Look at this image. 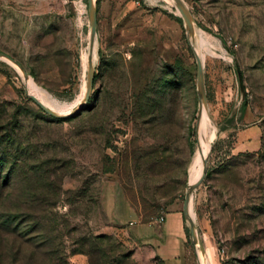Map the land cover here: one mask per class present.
Here are the masks:
<instances>
[{
    "label": "rangeland",
    "instance_id": "obj_1",
    "mask_svg": "<svg viewBox=\"0 0 264 264\" xmlns=\"http://www.w3.org/2000/svg\"><path fill=\"white\" fill-rule=\"evenodd\" d=\"M182 1L215 43L200 53L216 131L191 197L206 263L264 264V0ZM95 6V78L76 115L44 113L0 59V264H153L133 228L181 205L206 134L183 23L166 0ZM87 37L86 0H0V52L63 104L84 84Z\"/></svg>",
    "mask_w": 264,
    "mask_h": 264
},
{
    "label": "water",
    "instance_id": "obj_2",
    "mask_svg": "<svg viewBox=\"0 0 264 264\" xmlns=\"http://www.w3.org/2000/svg\"><path fill=\"white\" fill-rule=\"evenodd\" d=\"M173 6L175 10L178 13V16L180 17L183 27L185 29L186 37L190 43V39L193 36L194 33V26H193V21H192V16L186 6L184 5L182 0H172ZM86 14H87V22H88V42H87V49H88V56L86 59V65H85V72H84V88H83V96L78 105L75 107L74 110L65 113V114H60L56 113L46 106H44L42 103H40L38 100H36L33 96L28 95L26 92V95L47 115L53 117V118H64V117H71L76 115L78 112H80L83 109L84 103L88 98L91 86H92V80H93V74H94V64L92 63V58H91V51H92V46L95 38V29H96V6H95V0H86ZM191 46V45H190ZM192 53L195 61V87H196V93H197V99H198V104H197V110H196V115H195V130L198 126V121L200 117V112L202 107H206V99H205V93H204V85H203V71H202V63L196 53L194 52L193 48ZM4 58L14 64L21 76L22 79L26 80L29 76L24 70V68L16 62L14 59H12L10 56L4 54L3 52H0V59ZM236 76L238 80V90H239V100L238 102L241 103L244 97V89L241 83V77L240 73L238 72V69L236 68ZM206 162H207V157L202 160V169L201 173L198 176V178L192 182V183H187L184 193H183V198L181 201V214L182 218L184 220L185 226L188 230V236L190 239V242L192 246L195 248L197 247L200 252H203L202 244L200 242V238L198 236V231L196 229L195 223L190 217L189 214V203L192 197V193L195 190V188L199 185V183L202 181L204 175H205V169H206ZM196 264L197 261H196Z\"/></svg>",
    "mask_w": 264,
    "mask_h": 264
},
{
    "label": "crops",
    "instance_id": "obj_3",
    "mask_svg": "<svg viewBox=\"0 0 264 264\" xmlns=\"http://www.w3.org/2000/svg\"><path fill=\"white\" fill-rule=\"evenodd\" d=\"M113 201L108 196L102 197V210L110 214ZM181 205L173 202L160 215L162 221L154 219L133 228H125V233L134 229L142 237L144 249L141 254L145 259H152L153 264H194V255L187 245L185 223L181 214ZM159 217V216H158Z\"/></svg>",
    "mask_w": 264,
    "mask_h": 264
},
{
    "label": "bare ground",
    "instance_id": "obj_4",
    "mask_svg": "<svg viewBox=\"0 0 264 264\" xmlns=\"http://www.w3.org/2000/svg\"><path fill=\"white\" fill-rule=\"evenodd\" d=\"M166 1L173 5L172 0H166ZM191 38H192V42L190 41L191 47L193 48L194 52L196 53V55L200 59L201 63H202V58H201V53H200V47L203 48L204 50L214 54L215 43H213L202 30L194 27V33H193V36ZM87 42H88V37H87L85 46L80 49V67H81L82 77H84L86 59L88 56ZM95 49H96V44H95V40H94L93 46H92V51H91V58H92L93 64H94V62H96L95 61V58H96ZM1 59H4V58H1ZM4 60H6V59H4ZM23 81H24V84L26 86L25 92L28 95L33 96L36 100H38L44 106H46L47 108H49L50 110H52L56 113H66V112L70 111L73 107H75L80 102V100L82 99V96H83V81H82V88H81L79 97H78L77 101L73 104H63L60 101H58L57 99L53 98L51 95H49L43 89H41L39 86L35 85L36 83L32 80L31 77H28L26 80L23 79ZM201 112H200V117H199L198 126H197V131H198V135L200 137V140L202 139V133H203V130L201 127V117L202 116L204 117L206 134H205L204 138L199 142V145H197L198 148L195 151V154L193 156V159H192V162H191V165L189 168L190 177H188V183L194 182L198 178V176L200 175L201 169H202V160L207 157V154H208L209 149H210V144L215 137L216 128H215L212 120L210 119L206 108L202 107ZM189 214H190V217L192 218V220L194 221V214H193V211L191 208V200L189 203ZM196 261L198 264H207L206 263V257L204 255V253L200 252L199 250H197Z\"/></svg>",
    "mask_w": 264,
    "mask_h": 264
},
{
    "label": "trees",
    "instance_id": "obj_5",
    "mask_svg": "<svg viewBox=\"0 0 264 264\" xmlns=\"http://www.w3.org/2000/svg\"><path fill=\"white\" fill-rule=\"evenodd\" d=\"M95 78V75L93 76V79ZM243 104V103H242ZM185 232H186V242H187V238H188V230L186 228V226H184Z\"/></svg>",
    "mask_w": 264,
    "mask_h": 264
},
{
    "label": "built area",
    "instance_id": "obj_6",
    "mask_svg": "<svg viewBox=\"0 0 264 264\" xmlns=\"http://www.w3.org/2000/svg\"><path fill=\"white\" fill-rule=\"evenodd\" d=\"M158 221H159V222L162 221V216H159V217H158Z\"/></svg>",
    "mask_w": 264,
    "mask_h": 264
}]
</instances>
